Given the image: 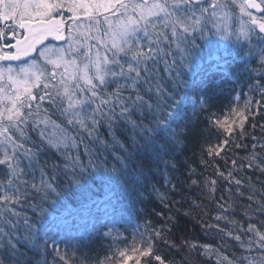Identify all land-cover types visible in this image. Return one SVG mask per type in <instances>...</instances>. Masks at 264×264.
<instances>
[{
	"label": "snow or ice",
	"instance_id": "obj_1",
	"mask_svg": "<svg viewBox=\"0 0 264 264\" xmlns=\"http://www.w3.org/2000/svg\"><path fill=\"white\" fill-rule=\"evenodd\" d=\"M221 97H231L223 118ZM201 117L216 134L202 165L227 164L249 137L251 150L227 172L191 167L188 207L173 213L180 202L155 174L204 136ZM46 150L62 159H42ZM244 169L256 181L237 178ZM262 176L264 0H0V264H264ZM221 179L236 188L217 198ZM146 193L168 210L158 226L141 223ZM25 203L32 217L17 210ZM192 212L240 254L189 237L181 221Z\"/></svg>",
	"mask_w": 264,
	"mask_h": 264
},
{
	"label": "trees",
	"instance_id": "obj_2",
	"mask_svg": "<svg viewBox=\"0 0 264 264\" xmlns=\"http://www.w3.org/2000/svg\"><path fill=\"white\" fill-rule=\"evenodd\" d=\"M247 91V89H245ZM231 101V97L228 99H224L223 97L216 100L214 111L221 115V118L228 115L229 112V103ZM240 104L243 103V99L239 101ZM206 121L204 117L200 118V124L199 129L204 133L203 137H196L193 139H190L187 143V146L184 148L182 152H177L175 154V158L172 161V163L175 164V168L173 169L171 166L167 168H161L159 172H157L156 180L159 181V183H155V187L159 189L160 193L163 194L167 192V199L169 202H176L179 201V204H174L172 211L175 212L176 208H181V214L182 212L187 209L188 205L185 202L186 198H191L192 193L188 190L189 183L187 181V176L189 173V169L191 167H195L198 173H202L204 176L212 175L215 171L214 167L212 166L213 163L218 164L221 168V170L227 172L232 166L230 163V160L232 158L237 159V162L240 163L246 156L247 152H249L250 145L253 142L251 138H247L241 141H238L241 144H247L249 145V148H235L233 147L231 151L227 154V160L228 163H225V158H214L213 160L209 161V164L207 167L205 165H202L200 163L201 160V145L204 143V139L211 136L212 140L215 141L216 134L215 132L209 133L208 130L205 127ZM246 129L251 135H259V129L257 128L255 131H253L250 127V124H246ZM100 133L102 136H107V130L105 128H102L100 130ZM126 135V133H124ZM33 138H37V133L32 132ZM110 138V137H109ZM85 145H88V147L91 149L93 146L90 144V142L85 139L84 143L79 145V153L81 155V158L86 162L88 159V156L85 154ZM75 151V150H73ZM105 155L109 156V159L111 160V150L105 151ZM223 156V154H222ZM42 159H48L53 160L57 159L60 160L62 157L59 156L58 153H55L54 150H46L44 156ZM237 178H245V177H251L253 181H256V177L259 175L258 173H254L251 169H244L239 170L234 173ZM261 180H264V176L260 177ZM93 183H98L95 179L93 180ZM175 184L176 189L173 190L171 185ZM259 187V184L256 185ZM228 187H231L233 191L235 190L236 186L234 183L229 184L228 181H225L221 179L218 184L219 191L216 193L217 198L220 195H224L225 197H228L231 195L226 191ZM145 200L143 204H137L136 208L141 213V223L144 219H151L153 225H159L163 221L160 216L157 215L158 212L163 211L165 215H168V210L163 208V205L160 203L159 197L152 193L149 195L148 193L145 194ZM235 199V198H233ZM246 203V199L243 201ZM205 203L209 204V210L211 214H214L216 211V208L213 207L211 203H209L207 200H205ZM236 203H240V201H236ZM17 210L22 213V215H27L28 217L33 216V212L30 207H27V203H25L22 206H17ZM135 216V213L133 214ZM234 216L237 220L242 219V217L239 215V212L230 214ZM195 217V218H194ZM210 220V216L208 217H202L197 214V212H192L189 216L183 217L181 221V230L184 228L187 229L186 234L189 237H195L198 241L201 243H212L220 248H222L227 254L229 255H239L242 250L238 249L236 246V243L228 238H224V241L222 242L220 237L218 236V233L215 229H205L202 224L201 220ZM212 224H216L217 221L211 220ZM224 221H220L219 224L221 226H224ZM231 227V226H229ZM21 233L26 234L23 225L21 223L20 226ZM132 229L129 228V232H131ZM23 242V241H22ZM92 247L96 251H101L100 249V242H94L92 244ZM106 247V244H105ZM162 250L167 251V249ZM208 264H214L213 260H209Z\"/></svg>",
	"mask_w": 264,
	"mask_h": 264
},
{
	"label": "rangeland",
	"instance_id": "obj_3",
	"mask_svg": "<svg viewBox=\"0 0 264 264\" xmlns=\"http://www.w3.org/2000/svg\"><path fill=\"white\" fill-rule=\"evenodd\" d=\"M244 102V101H243ZM243 104V103H242Z\"/></svg>",
	"mask_w": 264,
	"mask_h": 264
}]
</instances>
